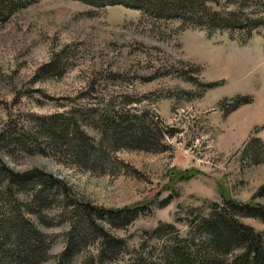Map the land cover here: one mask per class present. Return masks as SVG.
Returning <instances> with one entry per match:
<instances>
[{"label":"rangeland","instance_id":"1","mask_svg":"<svg viewBox=\"0 0 264 264\" xmlns=\"http://www.w3.org/2000/svg\"><path fill=\"white\" fill-rule=\"evenodd\" d=\"M236 1L255 16L256 0ZM0 2V187L8 169L66 189L27 216L53 242L41 264L56 263L72 229L85 241L67 264H162L161 247L211 204L264 207V27L242 41L246 29L209 34L121 5ZM121 118L140 123V142L103 130ZM16 193L26 205L33 188ZM74 204L123 212L96 218L109 245ZM166 224L176 233L155 238Z\"/></svg>","mask_w":264,"mask_h":264},{"label":"trees","instance_id":"2","mask_svg":"<svg viewBox=\"0 0 264 264\" xmlns=\"http://www.w3.org/2000/svg\"><path fill=\"white\" fill-rule=\"evenodd\" d=\"M81 1L95 7L121 5L143 11L161 21H179L182 28L202 29L209 34L214 32L232 34L246 29L247 37L242 41L248 40L254 31L264 27V10H259L261 6L259 0L253 5L256 10L254 17H249V14H243L241 11H233L231 6L237 3L236 0ZM0 4L2 5L3 2ZM124 122L122 118L105 121L103 130L110 133L112 138L124 136L136 139L140 123L134 120L125 125ZM81 133L75 132V141L69 139L74 146L76 141L84 140ZM50 138L59 142L62 137L52 133ZM136 140L141 141V139ZM5 172L7 182L0 187V264H41L49 257L48 252L53 242L48 236L39 232L27 216L41 218L39 209L50 205L54 197L53 191L62 189L65 193V186L57 180L50 182L42 179L43 174L40 172L33 173L31 177L29 174L19 175L8 169H5ZM31 186L33 193L30 203L26 205L18 203L15 199L16 192H23ZM48 189L50 191L46 195ZM257 195L264 197V188H261ZM19 205L25 208V211L19 209ZM211 205L208 215L189 222L187 236L183 238L177 236L169 244L161 247L160 262L162 264H264V232L258 233L240 222L241 218H252L264 224V207L230 200L221 206ZM73 206L82 214L83 221H81L84 226L89 229L94 227L99 229L98 233L108 240L109 245L112 239L104 234L101 227L98 228L96 218L103 214L116 217L123 212L104 211L90 204ZM127 213L133 217L135 211H128L125 214ZM79 225L76 224V227ZM162 230H166V234L170 236L176 233L172 225H161L154 231L155 238L160 237L158 234ZM84 241L85 238L77 230L72 229L68 234L67 246L55 264H67L75 245H82Z\"/></svg>","mask_w":264,"mask_h":264},{"label":"bare ground","instance_id":"3","mask_svg":"<svg viewBox=\"0 0 264 264\" xmlns=\"http://www.w3.org/2000/svg\"><path fill=\"white\" fill-rule=\"evenodd\" d=\"M263 109V108H262ZM264 110V109H263Z\"/></svg>","mask_w":264,"mask_h":264}]
</instances>
